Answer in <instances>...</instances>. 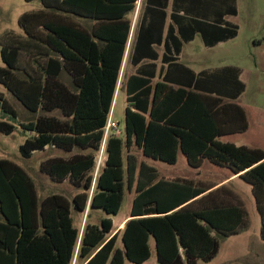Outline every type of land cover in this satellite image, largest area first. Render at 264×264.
I'll use <instances>...</instances> for the list:
<instances>
[{
    "label": "trees",
    "instance_id": "trees-1",
    "mask_svg": "<svg viewBox=\"0 0 264 264\" xmlns=\"http://www.w3.org/2000/svg\"><path fill=\"white\" fill-rule=\"evenodd\" d=\"M24 1H39L42 9L21 15L23 36H0V85L28 112L59 116L19 124L24 136L19 153L30 159L48 147L62 151L68 156L42 162L40 172L53 183L69 182L78 192L71 199L58 193L40 198L22 167L0 159V264H72L75 255L79 264H143L151 257V241L158 264L209 263L220 238L248 226L243 205L217 191L186 204L206 189L184 181L156 182V170L138 163L132 149L167 164L181 153L192 165L205 158L236 173L251 168L244 179L253 187L264 240V163L258 164L264 154L220 143L217 103L191 89L134 80L128 86L133 109L126 108L123 135L109 137L106 160L94 182L95 155L112 111L130 29L124 17L137 0ZM72 17L96 20L92 35L75 26ZM227 29L235 36V27ZM0 111L18 117L2 92ZM148 112L149 118L144 116ZM16 129L0 119V133L11 135ZM133 183L130 219L107 237L113 230L110 217L119 213ZM88 202L92 215L102 218L99 224H86L80 234L71 214L73 208L85 213Z\"/></svg>",
    "mask_w": 264,
    "mask_h": 264
},
{
    "label": "crops",
    "instance_id": "crops-1",
    "mask_svg": "<svg viewBox=\"0 0 264 264\" xmlns=\"http://www.w3.org/2000/svg\"><path fill=\"white\" fill-rule=\"evenodd\" d=\"M124 18L129 22L130 29L112 103L111 117L115 103L121 95L125 96V111L127 107L132 108L128 103V86L137 78L147 80L151 87H155L156 83H162L171 89H191L205 97V100L209 101L210 99L217 103L215 119L216 128L221 133V136L217 138L220 143L230 144L237 149L260 151L264 154V150L255 145L258 139L264 141V109L248 108L239 103L247 89L244 81L247 75L242 66L238 64L239 50L236 51V54L232 51V46L236 44L242 32V24L249 32L250 38L261 35L264 40V36H262L264 35V0H137L134 9ZM71 21L90 35L97 23L96 20L83 17H72ZM228 27L236 28L235 36H230ZM198 39L201 40V46L194 47L193 44ZM263 45L264 41L254 43V47L257 51L259 50L258 53L261 57H264ZM178 46L179 50H177ZM187 47L190 48L186 50ZM254 57L256 65H259L257 55ZM62 78L65 77L62 76L61 81H63ZM66 80L69 82L68 79ZM145 100L146 98L140 103L142 106H145ZM152 102L153 92L148 96L149 111ZM144 116L149 118V112ZM123 121L125 126V114ZM118 125L123 135L124 126L121 127L119 123ZM134 151L140 154L141 151L131 150V154L137 158L138 163L143 162L156 170V182L184 181L195 186L198 185L200 189H206L205 192L186 204L217 191L220 196L239 201L248 217L250 214L246 209L247 205L244 199L251 198L257 212L253 187L244 179V174L251 168L236 173L232 172L228 166L215 165L205 158H197L198 163L192 165L181 153L177 155L174 164L153 160L142 154L143 159L139 160ZM126 156L127 153L124 152V161ZM148 160L156 165L149 163ZM260 163H264V159L258 164ZM179 166L184 168L183 171L178 170L183 172L184 176H170L169 173L176 172ZM161 169L167 175L163 174ZM93 191L92 188L90 197ZM260 194L264 195V188ZM131 203L132 200L129 203V210L120 220L116 222L114 219L119 213L110 217L113 230L107 237L123 230L125 223L130 219ZM91 211L89 202L83 214L76 212L75 208L72 210L73 225L79 229L80 234L86 224H99V220L102 218L101 216L97 220L92 219L94 213ZM74 215L79 216L80 220H74ZM82 224L83 229H81ZM249 231L250 222L239 234L220 238L230 240L223 255L225 259L231 258V260H227L225 264H237L236 261L239 259L242 263V258L247 264H260V262L264 264L261 222L256 234L257 243H254L257 249L248 248L239 253L240 251L234 248L235 242L239 238L245 239ZM220 239L217 255L222 250ZM249 243L253 245L251 241ZM117 246H120L118 242ZM150 246L151 257L143 264H147L152 258V241ZM75 257V264H79L77 255ZM200 263L204 262L200 261L198 264Z\"/></svg>",
    "mask_w": 264,
    "mask_h": 264
},
{
    "label": "rangeland",
    "instance_id": "rangeland-1",
    "mask_svg": "<svg viewBox=\"0 0 264 264\" xmlns=\"http://www.w3.org/2000/svg\"><path fill=\"white\" fill-rule=\"evenodd\" d=\"M42 6L39 1L33 2H25L24 0H0V36L7 33L12 32L18 36H23V32L19 27L18 21L22 14L26 12L38 11L41 10ZM264 36V35H262ZM256 40V41H255ZM260 41H264L259 37L250 38L249 32L245 29L242 24V32L240 37L238 38L236 44L232 46V51L236 54V51L239 50V65L242 66L244 72L247 77L244 79L247 89L245 94L240 98V104L249 107H256L264 109V57H261L258 53L257 49L254 47V43H258ZM194 47L201 46V40L198 39L193 44ZM190 47H187L188 50ZM264 51V45L262 47V52ZM254 55H257V59H259V65H256L254 60ZM4 64L1 60L0 56V67H3ZM62 80L67 84L70 83L65 79ZM0 92L4 93L5 98L11 104V106L17 112V119L14 120L2 113L0 111V119L6 120L11 124L16 126V130L11 135H4L0 133V159H8L15 164L22 167L30 178L35 182L38 190V195L40 198H43L49 194L58 193L63 194L69 199H71L77 192L73 186L67 181L64 183L56 184L53 183L46 174L40 172V164L50 158L55 157H66L65 153L59 151L55 148L48 147L43 152H36L30 159L23 158L19 153V146L22 144L24 136L22 134V130L19 124H26L28 122H34L35 119L39 116H59L57 112L53 113H45L39 112L37 114H32L28 112L10 93H8L3 86L0 85ZM124 114H125V96L121 95L115 103L113 108L112 117L113 120L120 124L121 127L124 126ZM120 129V128H119ZM121 130V129H120ZM248 138V137H247ZM264 141L257 140L255 145L260 146L264 150ZM254 144V143H253ZM138 156L139 160H142V156L139 152L134 151ZM99 154V151L97 152ZM149 163L155 164L154 162L148 160ZM179 168V169H178ZM176 172L169 173L170 176H184L183 172L178 170H184L182 167H178ZM102 168H100L98 175L100 174ZM162 170V169H161ZM162 173L167 175L165 171L162 170ZM135 185L133 183L129 189L126 188V196L122 203L121 210L117 217H115V221L120 220L129 210V203L133 199L135 192ZM246 201V209L249 212L248 223L250 222V231L247 236L244 238H239L235 242V249L237 251H245L248 248L257 249V246L254 245L256 242V234L258 233V226L260 223L259 216L256 210L253 207L252 199L245 198ZM100 216L93 215L92 219H98ZM74 220H80V217L74 215ZM81 229H83V224L81 225ZM80 229V230H81ZM228 239H220L221 244V252L217 255V257L209 262V264H225L227 260H231V258L225 259L223 252L229 245ZM252 242L253 245L249 243ZM118 245H120V240H118ZM75 264V261H73ZM237 264H247L243 258L242 263L240 259L236 261ZM77 263V262H76ZM73 264V263H72ZM130 264V263H126ZM147 264H157L156 256L154 250H152V258L147 262ZM200 264H208V263H200ZM261 264V262H260Z\"/></svg>",
    "mask_w": 264,
    "mask_h": 264
},
{
    "label": "built area",
    "instance_id": "built-area-1",
    "mask_svg": "<svg viewBox=\"0 0 264 264\" xmlns=\"http://www.w3.org/2000/svg\"><path fill=\"white\" fill-rule=\"evenodd\" d=\"M112 135L119 137L122 135V130L119 129L118 123L115 122L110 115L106 123V126L103 129V139H102L101 147L99 150V154H97L95 157L94 182L96 181V178L98 177L100 168L104 166V163L106 160V144H107L109 137ZM75 259L76 257L74 258V261Z\"/></svg>",
    "mask_w": 264,
    "mask_h": 264
}]
</instances>
